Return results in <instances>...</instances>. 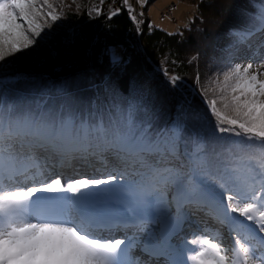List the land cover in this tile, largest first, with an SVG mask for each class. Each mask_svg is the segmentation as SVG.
<instances>
[{
  "label": "snow or ice",
  "instance_id": "1",
  "mask_svg": "<svg viewBox=\"0 0 264 264\" xmlns=\"http://www.w3.org/2000/svg\"><path fill=\"white\" fill-rule=\"evenodd\" d=\"M75 3L0 0V71L22 58L41 63L55 43V31L46 30ZM103 3L90 18L105 15ZM121 11L142 32L131 0L107 18ZM249 23L229 29V47L234 32L253 35ZM256 31L264 32V8ZM104 54L113 64L123 55L115 47ZM262 69L264 62L221 61L213 75L197 74L190 92L181 75L163 70L169 90L183 97L178 117L189 95L202 97L192 118L214 128L218 147L207 149L203 138L193 149L181 136L184 120L160 128L135 105L82 113L68 102L33 106L0 97V264H264ZM28 78L18 73L0 84ZM230 151L247 161L243 168L225 163ZM97 158L114 163L92 172L75 166L92 167ZM199 212L226 227L230 240L202 239L203 230L186 234Z\"/></svg>",
  "mask_w": 264,
  "mask_h": 264
},
{
  "label": "trees",
  "instance_id": "2",
  "mask_svg": "<svg viewBox=\"0 0 264 264\" xmlns=\"http://www.w3.org/2000/svg\"><path fill=\"white\" fill-rule=\"evenodd\" d=\"M251 1L261 2L186 0L193 8L186 25L169 35L155 26L149 28L151 21L144 10L141 11L145 17L142 34L136 31L127 11H121L109 20L106 15L109 6L113 4L119 8L121 0H104L105 15L96 18H90L89 13L99 5V0H76L70 9H65L62 20L54 24L53 29L46 30L55 31L56 36L54 45L41 54L40 60L45 61L41 67L31 58H22L15 60L7 71H0L7 73L0 75V79L15 77L18 73L29 77L0 84V97L33 106L38 103L59 106L68 102L82 113L115 111L116 108L126 110L135 105L140 113L147 110L160 128L170 127L178 118L184 120L180 134L191 148L196 147L198 137L207 141L205 149L209 145L218 147L214 128L192 118L194 110L204 107L202 97L189 95L190 103H185L184 111L178 117L177 105L183 97L169 90L162 73L167 69L170 75H181L185 91L190 92L197 74L203 79L216 73L221 61L235 63L237 58L241 59L260 32L256 31L260 27V18L252 14L248 5ZM66 2L71 3V0ZM176 8L175 5L173 17ZM163 13L160 15L166 16ZM246 23L253 35L249 36L248 31L234 32L231 37L234 46L229 47V29ZM260 43L264 44L263 41ZM107 47H121L123 55L119 63L113 64L109 55L104 54ZM45 73L55 78L50 85L42 76ZM42 80L46 86L42 85ZM223 159L230 166L240 168L247 163L236 151L223 153ZM92 162L112 166L114 160L97 158ZM80 165L90 168L83 162L75 166Z\"/></svg>",
  "mask_w": 264,
  "mask_h": 264
},
{
  "label": "rangeland",
  "instance_id": "3",
  "mask_svg": "<svg viewBox=\"0 0 264 264\" xmlns=\"http://www.w3.org/2000/svg\"><path fill=\"white\" fill-rule=\"evenodd\" d=\"M138 1L139 0H132V3H136L137 6H139L140 11L144 10L145 14L148 15V17L151 21V25L155 26L157 28H160L164 31H167L169 33L176 32L181 27L185 26L186 21H187V16H188L189 12L193 9L191 7V5L188 6L186 0H147L146 4H144L143 7L138 5V4H140V2L138 3ZM172 2H176V4H174ZM171 5L177 6V8L174 12V17L171 15L162 17L160 14H162V12H164V10L168 6H171ZM248 5H249V7L251 6V8H252V11H253L252 14L255 16H258L260 18V12H261V9L264 8V4H262L261 2H257V1L256 2L251 1L248 3ZM144 27H145V24H144ZM260 33H263V32L260 31L259 34ZM260 36H263V35H260ZM257 37H254L252 39L251 47L246 49L243 52V55L240 56L241 59L237 58L236 62L241 63L243 65H246L248 62H253V63L264 62V45L261 46V44H260L262 37L260 39L258 37V40H257ZM254 48H256V49H254ZM117 51L121 53V47H118ZM248 51H250V52H248ZM44 63H45V61L42 60V62L39 63L38 65L41 67ZM55 71L59 72L56 69H55ZM262 71H264V69H262ZM14 72H16V70ZM18 72H20V71L18 70ZM6 74L7 73H2V74L0 73L1 76L6 75ZM42 76L44 77L45 80H47V83L49 85L55 79L54 76H52V74H50V73H45ZM5 78H10V77H5ZM58 79L59 78H56V80H58ZM43 81L44 80H42L40 82L42 83ZM42 85L46 86L45 83H42ZM31 95H33V94H31ZM87 169H88V167L82 168V170H87ZM199 213L201 215V218L204 219L201 222V224L203 225V228L207 231L210 230V228H209L210 225H208L205 222L206 220L210 223H213L214 226H212V227L210 226V227L214 228V230H212V231L210 230L211 231L210 233H216L215 239H217V242H220V241L226 242V240L228 239L227 228L226 227L222 228L216 222L215 218L213 216H211L210 214H207L206 212H199ZM187 227H189V226L187 225ZM191 229H195L193 225L191 226Z\"/></svg>",
  "mask_w": 264,
  "mask_h": 264
},
{
  "label": "built area",
  "instance_id": "4",
  "mask_svg": "<svg viewBox=\"0 0 264 264\" xmlns=\"http://www.w3.org/2000/svg\"><path fill=\"white\" fill-rule=\"evenodd\" d=\"M132 4V7L134 8V10H135V12H136V14H137V20H141V21H143V23H142V25H141V28H142V32H138L137 31V27H136V25H135V28H136V31L139 33V34H141V33H143V31H144V24H145V18L143 17V16H141V15H139V13L141 12L140 10L138 11L137 10V6H136V4L135 3H131ZM173 7H174V5H171V6H169L166 10H164V13H163V15H166V16H169V15H171L172 14V11H173ZM111 8H118L117 7V5L115 6V5H113V4H111L110 6H109V9H111Z\"/></svg>",
  "mask_w": 264,
  "mask_h": 264
},
{
  "label": "clouds",
  "instance_id": "5",
  "mask_svg": "<svg viewBox=\"0 0 264 264\" xmlns=\"http://www.w3.org/2000/svg\"><path fill=\"white\" fill-rule=\"evenodd\" d=\"M44 225H37V227H42ZM52 227H62V225H51Z\"/></svg>",
  "mask_w": 264,
  "mask_h": 264
},
{
  "label": "bare ground",
  "instance_id": "6",
  "mask_svg": "<svg viewBox=\"0 0 264 264\" xmlns=\"http://www.w3.org/2000/svg\"><path fill=\"white\" fill-rule=\"evenodd\" d=\"M260 35H261V34H259V36H258V37H259V39L262 37V36H260ZM258 37H257V39H258Z\"/></svg>",
  "mask_w": 264,
  "mask_h": 264
}]
</instances>
